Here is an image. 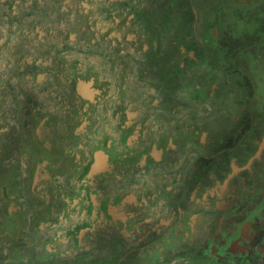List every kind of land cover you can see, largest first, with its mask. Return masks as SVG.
I'll return each mask as SVG.
<instances>
[{
  "label": "flooded vegetation",
  "instance_id": "1",
  "mask_svg": "<svg viewBox=\"0 0 264 264\" xmlns=\"http://www.w3.org/2000/svg\"><path fill=\"white\" fill-rule=\"evenodd\" d=\"M183 1L0 0V264H264V21Z\"/></svg>",
  "mask_w": 264,
  "mask_h": 264
},
{
  "label": "trees",
  "instance_id": "2",
  "mask_svg": "<svg viewBox=\"0 0 264 264\" xmlns=\"http://www.w3.org/2000/svg\"><path fill=\"white\" fill-rule=\"evenodd\" d=\"M225 9H229L230 10L229 13H227L225 11ZM224 11H225V15L229 14L227 16L228 19L227 18L226 19L231 22L230 25H225V29H228L229 31H231L230 35L234 38H237V40H239V41H237V43H239L241 41H245L243 39V36H249L255 32L257 33L256 36L257 35L263 36L262 35L263 29H262V27H260V25H263L262 21H264V20L257 19L254 22H250L251 17L245 16V13L248 15H249V13H251V15L252 14L255 15V13H257L258 15H261L262 12L260 11L259 7H257L256 9H253L252 7L241 6L239 2L234 3L232 0H227L224 3L223 9H222V12H224ZM224 20H225V18H224ZM216 43H218V42H216ZM233 45H235V43ZM241 52H242V50L238 51L237 59H235V60L232 59L230 61V65L232 64V62H239L240 63V61L243 59L248 60V58H246L245 55H242L241 57L239 56ZM249 57L251 59H253L252 56L249 55ZM255 68H253V71L250 74L249 73L248 74H249V77L253 78L254 84L258 88H260V86L264 85V71L256 72ZM240 72L243 73L244 71H240ZM245 74H246V72L243 75H245ZM231 76L234 78V81H236L238 83L241 82V80H240L241 75H239V76L231 75ZM247 76L248 75H246V77ZM208 81H210V80H207V82ZM207 84H209V83H207Z\"/></svg>",
  "mask_w": 264,
  "mask_h": 264
},
{
  "label": "rangeland",
  "instance_id": "3",
  "mask_svg": "<svg viewBox=\"0 0 264 264\" xmlns=\"http://www.w3.org/2000/svg\"><path fill=\"white\" fill-rule=\"evenodd\" d=\"M186 1H188V0H186ZM201 1V0H200ZM218 1V2H217ZM227 0H208V2H211V3H213V4H211V5H207L206 6V4H203V5H201L202 7H204V8H206L207 7V9H209L210 11H211V13L212 14H215V13H218L219 15H221V13H222V9H223V6H224V3L226 2ZM234 3H238V0H232ZM176 2H177V0H176ZM178 2H181V4H183L184 3V1L183 0H178ZM178 6H179V4H177L176 3V6H175V4H174V9H178ZM158 7V6H157ZM180 9H182V7H181V5H180V7H179V9L176 11L177 12V14H179L180 15V12H179V10ZM181 11V10H180ZM239 11V10H238ZM157 12V11H156ZM193 12V11H192ZM196 12H198L199 13V16H200V20L198 19V20H195V17L193 16V13H187V15L185 16V15H180L181 17H182V19H186L187 20V17H189L190 19L189 20H191V25H193V26H198L199 27V25H200V23H201V25H200V29H201V27L202 26H204V24H205V22H204V14L205 13H207V10L206 9H200V11H196ZM205 12V13H204ZM249 12V11H248ZM158 14H160V10H158V12H157ZM176 14V13H175ZM191 14V15H190ZM223 14L225 15V11L223 12ZM162 15V12H161V14H160V16ZM229 14H227V15H225L224 16V18L226 19H228V16ZM245 16H250L251 18H250V22H254L255 20H257V19H261V20H264V11H263V13L261 14V15H258L257 13H255V15L254 14H252L251 15V13H249V15L248 14H246L245 13ZM118 17L120 18V16H119V14H118ZM217 27V29H216V33H221L222 34V31H223V33L225 34V26H216ZM262 37V36H261ZM215 42V41H214ZM260 45H264V44H262V43H260ZM210 49H211V45H210ZM238 54V53H237ZM258 55V54H257ZM158 57H159V59L161 60V61H164V65H162L161 67H160V69H159V71L161 72V71H165V73H166V76H168L167 78H168V80L166 81V82H163L164 84L163 85H161L160 86V96H161V98H162V100L163 101H165L166 102V99H167V97L169 96V95H171L172 93H173V91H175V89L177 88L173 83L175 82L174 80L173 81H170L171 80V78L169 79V75H168V66H167V61L168 60H170V57H171V54H169L168 53V50L166 51V52H162V53H159L158 54ZM143 59H144V57H143ZM215 65V68H213V64H210V69H214V73H217L218 74V77L220 78V82H222L223 80H224V78L226 77V78H228V79H230L232 76L231 75H229V72L227 71V72H223V68L220 66V65H218V64H214ZM262 68H264V62H263V64H261L260 66H259V69H257L258 71H256V72H260L261 71V69ZM262 72V71H261ZM242 77V76H241ZM195 80L193 79V84H195ZM197 82H200V81H198L197 80Z\"/></svg>",
  "mask_w": 264,
  "mask_h": 264
},
{
  "label": "water",
  "instance_id": "4",
  "mask_svg": "<svg viewBox=\"0 0 264 264\" xmlns=\"http://www.w3.org/2000/svg\"><path fill=\"white\" fill-rule=\"evenodd\" d=\"M244 1H247V0H244Z\"/></svg>",
  "mask_w": 264,
  "mask_h": 264
}]
</instances>
